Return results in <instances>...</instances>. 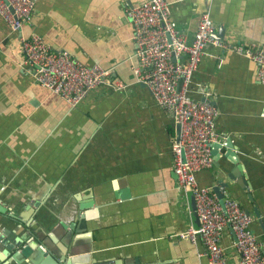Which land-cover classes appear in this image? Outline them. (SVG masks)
I'll list each match as a JSON object with an SVG mask.
<instances>
[{
    "label": "crops",
    "instance_id": "crops-1",
    "mask_svg": "<svg viewBox=\"0 0 264 264\" xmlns=\"http://www.w3.org/2000/svg\"><path fill=\"white\" fill-rule=\"evenodd\" d=\"M144 1L35 0L18 32L0 15V234L46 236L63 263L209 264L201 239L179 238L200 222L174 172L177 125L133 69L127 10ZM168 1L189 39L209 12L213 37L224 44L206 46L194 75L195 98L205 86L219 110L213 166L197 180L214 193L223 181L264 244V83L253 59L233 49L264 43V0ZM34 32L54 50L109 68L127 87L101 85L69 104L37 82L24 57L21 38ZM221 243L228 264H241L230 225ZM22 258L3 264H32Z\"/></svg>",
    "mask_w": 264,
    "mask_h": 264
},
{
    "label": "built area",
    "instance_id": "built-area-1",
    "mask_svg": "<svg viewBox=\"0 0 264 264\" xmlns=\"http://www.w3.org/2000/svg\"><path fill=\"white\" fill-rule=\"evenodd\" d=\"M35 7V0H0V15L18 32L31 20ZM127 17L134 28L136 79L148 87L156 103L180 127L172 144L174 172L178 186L191 191L200 224L180 232L179 238L193 242L201 239L209 264H228L221 237L230 225L241 264H264V244L251 229V215L236 199L225 196L221 200L211 187L201 186L197 180V172L213 166V145L218 135L219 110L209 90L198 85L202 100L192 93L206 46L224 45L213 37L215 25L210 13L201 15L191 39L178 30L168 0H145L129 8ZM21 40L22 52L35 69L37 82L73 106L101 85L118 90L127 87L109 68L99 63L86 65L66 50H54L38 33ZM233 49L253 59L264 83V43L248 47L238 44Z\"/></svg>",
    "mask_w": 264,
    "mask_h": 264
},
{
    "label": "water",
    "instance_id": "water-1",
    "mask_svg": "<svg viewBox=\"0 0 264 264\" xmlns=\"http://www.w3.org/2000/svg\"><path fill=\"white\" fill-rule=\"evenodd\" d=\"M182 83V80L179 81V87ZM180 133V127L177 125V136H179ZM220 186H215L214 190L217 193L218 197L222 200L225 197L224 192L222 191L223 184L225 186V183L223 181H219ZM3 207L0 206V211L4 210ZM19 221V220H17ZM21 225H23V221L20 220ZM29 235L24 236L22 234H19L17 232L16 238H13L10 236V231L8 229H4L0 234V244L2 245L3 249L0 251V264H3L5 260H9V262L18 261L20 258H29L28 260L32 264H88L89 262H76L77 258H72L69 260H65L63 263L57 253L54 251V249L51 248V246L47 243V240L45 237H42L41 235H37L36 233L32 232L30 229L27 230ZM34 241V242H32ZM71 246H73V251L78 247L76 246V243H72ZM93 249V248H92ZM12 256V259L10 258ZM90 256H88L89 258ZM21 259V261L23 260ZM100 258L99 255H95L93 259H95V262L98 261ZM92 259V255L90 257ZM138 264L140 263L139 259H136ZM104 263V262H102ZM127 264V263H126Z\"/></svg>",
    "mask_w": 264,
    "mask_h": 264
}]
</instances>
